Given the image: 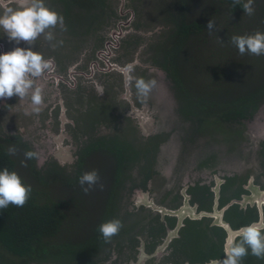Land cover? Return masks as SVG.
<instances>
[{
  "label": "flooded vegetation",
  "instance_id": "obj_1",
  "mask_svg": "<svg viewBox=\"0 0 264 264\" xmlns=\"http://www.w3.org/2000/svg\"><path fill=\"white\" fill-rule=\"evenodd\" d=\"M172 1L46 0L48 6L65 18L67 31H61L59 26L54 30L56 40H63V44L56 48L51 47L43 36L37 39L35 46L25 42L20 45L10 43L0 29V54L17 46L33 47L45 59L54 60L52 70L35 80V84L43 89L44 103L39 106V112L33 110L36 106L31 104L30 95L22 101L17 96L0 99V148L8 152L10 146H15L16 154L10 155L14 159V171L35 187L42 184L39 176L50 177L49 183H46L49 187L52 183L62 182L61 175L71 172L77 163H81L80 176L85 171L108 166L106 172L112 182L103 212L99 211L94 200L97 219H92V209L91 214L87 213L88 207L84 203L78 205L77 214L67 215L66 222L75 226L74 219H81V222H78V233L66 232V236H60V242L66 247L64 253L58 257L46 255L45 258H37L35 254L20 256L0 243V264H214L224 258L229 233L223 225L214 222L215 216L206 213L222 211L223 219L234 229L252 222L264 223V137L258 140L257 150V142L251 133L242 129L245 121L257 115L264 98L256 102V109H251L252 115L240 114L232 120L219 118L220 124L227 123L233 128V136L227 140L231 143L229 149L234 148L236 139L243 140V149L237 150V154L249 156L248 163L242 162L245 169L232 163L233 166L229 167L228 163L224 169L211 161L203 172H198L199 176L180 189L174 185L160 192L156 199L152 195L149 182L156 173L155 163L164 142V133L156 134L152 130L144 133L142 123L145 118L142 113L146 110L153 119L157 117L152 112L150 99L137 98L134 81L129 89L125 88L122 69L132 64L134 71L131 75L147 80L148 68H161L155 60L145 62L141 53L151 48L155 56L153 59L163 58L166 38L152 43V35H158L162 26L152 27L150 23L156 17L159 3L169 14L175 11L176 5L173 6ZM18 2L0 0V14L6 7H16ZM214 111L211 107V112ZM214 116L211 127L218 128L220 126H215L218 117ZM209 117L199 120V126L194 125L195 132L202 130L201 123L207 122ZM99 140H109L126 148L127 163L124 161L126 166L123 171L116 173L119 166L117 157L108 148L99 146L85 152L88 145ZM246 145H249L248 151L245 150ZM133 149L140 153L136 160L130 157ZM26 151H35L39 155L27 160L24 166L22 161ZM67 153L73 157L72 161ZM214 153L212 158H216ZM140 165H146L147 172L143 174L141 185L135 186L134 182L138 179L131 172ZM51 169L54 175L57 173L59 176L54 181L51 180ZM118 176L124 181L117 182L113 187ZM183 179L179 178L180 181ZM139 186L150 192L154 202L156 200V207L137 206L134 198L132 205L139 212H144V219L133 221V224L129 223L131 220L121 221L120 238L111 240L106 251L101 253L100 243L92 241L106 211L119 212V220H123L122 213L128 214L125 203H130V200L124 202L125 194H128L125 192L135 194ZM111 196L116 197V205L109 204ZM157 206L164 207V211ZM183 206L194 214L202 215L186 216L176 235L165 244L170 230L177 226L180 218L170 211ZM83 218L87 220L82 221ZM238 239L237 236L235 240ZM251 256L249 252L242 264H264V260Z\"/></svg>",
  "mask_w": 264,
  "mask_h": 264
},
{
  "label": "trees",
  "instance_id": "obj_2",
  "mask_svg": "<svg viewBox=\"0 0 264 264\" xmlns=\"http://www.w3.org/2000/svg\"><path fill=\"white\" fill-rule=\"evenodd\" d=\"M186 2L187 0H176L175 11L169 14L168 10L163 9L162 15L156 13V17H154V19H168L171 22V27L166 35L164 56L161 59L155 58V62L168 73V76L174 82L173 89H175V94L181 102V114L186 115L189 119L188 121L197 126L200 125L199 120H206L211 113H213L212 116L217 115L218 120L219 118L232 120L240 114L252 115L253 111L251 109H256V102L263 101L262 98H264V55L245 54L240 59L238 49L229 43L228 55L225 54L226 47H224L222 48V58L218 54L219 56H216L214 59V70L220 69L219 76L216 77H213V72L209 74L207 69L209 61L204 56L201 58V63H198V67L206 68L207 76L210 75L205 87L206 94H195L189 81V75L196 62L190 56L189 50L184 51V48L195 38L200 39L204 46L207 45L204 33L207 24L203 19L186 20ZM228 3L232 13H239L241 16L244 14L242 5L233 6V0H228ZM161 4L159 3L156 9ZM253 6L256 11L252 15V23L245 24L250 29H236V25L233 26V29L229 27V39L232 35L253 34L257 30L264 32V0H255ZM255 22L257 26L253 27ZM241 24L243 26L242 22ZM224 42L226 43L225 40ZM182 56L189 62L186 68H182L179 65L180 57ZM250 60L253 63L255 60L257 61V74L254 75V80H251V67L255 64L249 62ZM184 69L187 72H183ZM228 71H231L230 75L225 74ZM223 74L225 76H222ZM252 82L257 83L253 88H251ZM211 107L215 110L214 112H211ZM99 146L108 148L116 155L119 164L116 173L123 171L127 163L126 158L128 154L126 148L117 144L115 145L109 140L108 142L99 140L96 143L88 145L85 148V152H90ZM138 156H140V153L133 149V153L130 156L132 157L131 159L136 160ZM56 166L59 165L56 164ZM5 167L10 171H14V159L8 155L5 148H0V170ZM80 173L81 163H77L71 172L61 175L60 179L66 185L73 187L77 185ZM49 178L44 175L39 176L42 184L36 187L31 185L32 192L30 198L23 207L10 204L7 208L0 210V243L7 250L20 256L35 254L37 258H45L46 255L49 256L51 254H53V257H58L61 253H64V248L66 250L64 243L60 241H62V233L67 228H70L69 226H72L69 221L66 222L67 215L77 214L76 209L83 202L79 195L70 196L67 200L70 204H65L64 200L56 198L55 193L47 189L46 183H49ZM56 178H59L58 174L54 175L53 169H51V180L54 181ZM22 180L26 185H30L24 179ZM123 181L124 178L121 179L118 176L113 187L117 182L123 183ZM115 198L111 196L109 204L116 205ZM117 215H119V212L108 210L102 221L105 222L113 218L117 219ZM68 220L72 219L68 218ZM98 228L99 226L95 234L96 237L92 241L93 243H100L102 240V235L98 232ZM53 240L54 242H52Z\"/></svg>",
  "mask_w": 264,
  "mask_h": 264
},
{
  "label": "rangeland",
  "instance_id": "obj_3",
  "mask_svg": "<svg viewBox=\"0 0 264 264\" xmlns=\"http://www.w3.org/2000/svg\"><path fill=\"white\" fill-rule=\"evenodd\" d=\"M172 5L175 6V0L172 1ZM163 9L165 10L164 6L160 5L156 9V13H161ZM243 15L241 16L239 13H232L228 0H188L186 3L185 17L188 21L194 19L201 20L203 18L206 23H208L210 19L214 20L216 23V29L213 31L212 35H209L207 28L204 31L207 42L206 46H204L200 39L196 38L195 40H191L184 48V51L189 50L190 56L196 62L195 66L193 65L189 75V81L192 84V90L195 94L197 92H199L201 95L206 94L205 87L208 83V76H210H207L206 68L198 67V63H201V58L205 56L209 61L207 67L209 74L213 72V77L219 76L218 73L220 69L214 70V59L216 56H219L218 54H220L222 58V48L224 47H226L225 54L228 55V48L230 47L228 43V37L230 36L229 27L233 29V26L236 25V29H250L245 26V24H249V22L252 21L251 19L253 16H246V14ZM241 22L243 23V26ZM150 24L152 27H157L160 25L162 26L158 35H152V43L154 41L156 42V40L161 41L162 38L167 37L166 35L171 27L170 20L156 18L153 20V23ZM256 26L257 25L255 22L253 27ZM221 39L223 41L225 40L226 43H221ZM153 54L154 51L150 48L141 53V58H143L145 62L151 63L152 60H155L153 59L155 57ZM239 58L242 59V55H240ZM249 62L253 63L251 60ZM188 63L189 62L185 57H180L179 65L182 68H186L187 65H189ZM256 63L257 61L255 60L253 63L255 65L251 67V80H254V75L257 74ZM147 72V77L149 79H156L158 81L157 88L154 89L148 97L152 105V112L155 113L157 117L155 120L158 123V127L155 133H164L162 136L164 142L160 146V150L157 154V162L155 163L156 173L149 182V185L152 188V195L155 197V199L158 198L160 192H163L170 187H174V185L180 189L182 185L193 181L197 175L199 176L198 172H203V170H205L204 167H207L208 163L211 161L220 165V168L224 169L228 167V163H230L229 167L233 164L234 166H239L241 169H245V165H243L242 162L248 163L249 156L241 157V155L237 154V150L243 149L241 146L242 143L244 144L243 140H235L233 145L235 149H233L236 151L228 148L231 143L227 140L233 136L232 126L228 125L227 123L220 124V120L216 119L215 126L220 127L212 128V121L216 116H213V120L210 116L207 122L201 123L202 130L195 132L196 130H194V124L191 121H188L189 119L186 117V115L184 116L179 114L181 102L175 94V89H173L174 82L171 80V78H169L166 71L162 70L161 68L159 69L153 67L148 68ZM183 72L187 71L184 69ZM230 73L231 71H228L225 74L230 75ZM225 74L222 76H225ZM226 78L228 77L226 76ZM256 85V82H252L251 88L255 87ZM211 95L213 96L212 93ZM243 127L244 128L242 129L249 131L253 137V140L257 142L258 150V140L264 137V104L260 107V109L257 111V115L252 120H247L243 123ZM252 145H255V143ZM248 147L249 145H246L245 150L248 151ZM213 152H215L214 154L216 158L211 157ZM67 154L69 156L68 159L71 160L70 154ZM240 154H242V151ZM130 166H132V163H130ZM107 167L101 166L98 168L101 178L100 183L104 185L103 190H100L99 185H97L94 190L90 191L86 195L82 191L80 184H77L73 187H67L65 183L62 182L52 183L47 189L50 192H54L56 198H59L62 201L64 200L65 204H70V202H67L70 196L79 195L81 197V201L88 207L86 210L87 213L91 214L92 209V219H97V215L94 212V210L97 211L94 200L97 202L99 211L101 210L103 212L102 207L107 199L106 194L109 192L112 186L110 179L111 176L106 172ZM20 170L23 173L22 168ZM146 172V165H140L139 168L133 169L131 174L132 176L136 175L135 178L138 179L137 182L136 180L134 182L135 186L141 185L140 181L143 179V174H146ZM179 178L184 179L180 181ZM139 188L141 187L139 186ZM125 193L128 194H125L124 202L130 200V203L129 205L125 203L126 207L128 208V214L125 215L122 213L121 215L120 212V215L123 217V220L120 221L125 220V222H128L131 220L129 222L131 224H133V221H137L139 219V221H142L144 219V216H142L144 215V212H139V210H136V206L132 205L134 204V194L129 195V191H126ZM121 202L122 201H120V203ZM152 202L153 206L156 207V200L154 202L153 199ZM158 208H160V206H157V209ZM119 218L120 216L117 215V219ZM84 220L87 219L83 218L82 221ZM73 221L75 222L76 226L73 224L72 226H69L70 228H67L68 231H64L62 233L63 236H66V232L75 234L80 231V227L78 228V222H81V219H74ZM115 238L119 239L120 234L115 235L111 240L115 241ZM108 244L109 242H105L104 239H102L100 242L99 251H101V253L106 251Z\"/></svg>",
  "mask_w": 264,
  "mask_h": 264
},
{
  "label": "clouds",
  "instance_id": "obj_4",
  "mask_svg": "<svg viewBox=\"0 0 264 264\" xmlns=\"http://www.w3.org/2000/svg\"><path fill=\"white\" fill-rule=\"evenodd\" d=\"M255 0H233V6L242 5L244 14L249 16L255 13ZM60 27L61 31H67L65 18L53 8L46 4V0H19L16 7H6L0 14V29L7 36L10 43L20 45L25 42L35 46L38 38L43 36L51 47L56 48L63 44V40H56L54 30ZM209 35L216 29V23L210 19L206 25ZM221 43L224 41L221 39ZM232 46L238 49L240 55L251 54L255 56L264 55V32L255 31L253 34L232 35L228 40ZM54 60L45 59L40 51L33 47H14L13 50L0 54V99L17 96L20 101L30 95L31 104L36 106L34 111L39 112V106L44 103L43 89L35 84V80L50 72ZM132 64L126 65L122 72L125 77V88L134 81V87L138 99L144 100L150 96L158 86L156 79L134 78ZM15 146L8 148V155L16 154ZM35 151H26V161L38 158ZM99 171L93 169L85 171L79 178L82 191L87 195L99 185L103 190L104 185L100 183ZM32 192L31 185H26L19 174L10 171L7 167L0 170V210L7 208L10 204L23 207ZM123 227L119 219L113 218L99 225L98 232L105 242H110ZM238 240L231 236L226 239L224 247V258L214 264H242L243 259L249 255L259 260H264V223L252 222L237 230Z\"/></svg>",
  "mask_w": 264,
  "mask_h": 264
},
{
  "label": "water",
  "instance_id": "obj_5",
  "mask_svg": "<svg viewBox=\"0 0 264 264\" xmlns=\"http://www.w3.org/2000/svg\"><path fill=\"white\" fill-rule=\"evenodd\" d=\"M142 114H143V116L145 118L144 122L142 123V128H143L144 133L148 134V133L151 132V130L156 132L157 131V127H158V123L156 122V120L153 119L152 116L148 115L146 110ZM60 150L63 151V149H60ZM70 159L72 161L73 157L71 156ZM217 188H219V185L217 186ZM134 198H135V203L137 204V206H140L142 204H144V205H153L152 200H153L154 197L150 196V192L144 190L143 188L135 189ZM186 205H187V202H186ZM159 209L164 211V207H160ZM166 212H168V211H166ZM170 213L171 214H176L180 218H179L177 226L174 229L170 230L169 235L166 238L165 244H167L170 241V239L174 235H176L178 229L182 225L183 220H184V218L186 216L197 217V216H201L202 215V214H198L197 215V214L192 213L191 211H188L186 209V206L185 207L183 206V207H181V208H179L177 210H171ZM206 214H211V215L215 216L214 222L216 224L223 225L228 230L229 236H231L234 240L236 239L237 230L240 229L241 227L237 228V229L232 228L231 225L227 221H225L223 219L222 211H216V212L206 213Z\"/></svg>",
  "mask_w": 264,
  "mask_h": 264
}]
</instances>
